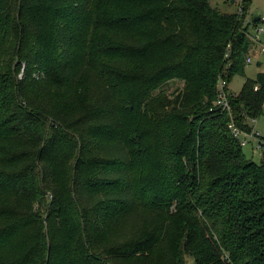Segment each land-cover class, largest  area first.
Here are the masks:
<instances>
[{
	"label": "trees",
	"instance_id": "16d2710c",
	"mask_svg": "<svg viewBox=\"0 0 264 264\" xmlns=\"http://www.w3.org/2000/svg\"><path fill=\"white\" fill-rule=\"evenodd\" d=\"M252 3L0 0V264H264Z\"/></svg>",
	"mask_w": 264,
	"mask_h": 264
},
{
	"label": "rangeland",
	"instance_id": "374dc122",
	"mask_svg": "<svg viewBox=\"0 0 264 264\" xmlns=\"http://www.w3.org/2000/svg\"><path fill=\"white\" fill-rule=\"evenodd\" d=\"M233 0H210L212 5L224 13L236 14L239 9V4L242 0H237V4L232 3ZM238 6V8H237ZM249 16L260 17L259 25L264 27V0H253V3L249 10ZM247 16V21H248ZM251 19V23H252ZM257 24V25H258ZM255 25L252 23L250 29L252 30ZM252 32V31H251ZM255 35V32H252ZM248 38V37H247ZM261 41H264V34L261 36ZM256 47L249 53L252 56V63L247 64L244 75H236L233 80L228 84V90L233 94H239L246 79H256L259 73H264V51L261 50L260 46L254 44ZM179 87V84L168 86L166 89L171 94ZM258 90V87L255 88ZM251 121L254 131L252 133H259L257 140L250 139V143L243 148V151L248 159L253 160L255 163L260 164L262 160V154L264 153V114L257 120H248V124ZM186 264H195L194 259L191 257L186 258Z\"/></svg>",
	"mask_w": 264,
	"mask_h": 264
},
{
	"label": "built area",
	"instance_id": "2783aa9c",
	"mask_svg": "<svg viewBox=\"0 0 264 264\" xmlns=\"http://www.w3.org/2000/svg\"><path fill=\"white\" fill-rule=\"evenodd\" d=\"M246 0H242L239 4L238 13H243V5ZM247 24H251V20L247 21ZM255 32V35L252 32ZM264 34V27L261 25H256L252 30L247 33V37L251 44H257L260 46L261 50L264 51V41H261V36ZM226 57H229V53ZM252 59L248 56L246 59L247 64H251ZM230 93L228 90V82L225 79H221L218 84V97L216 100V105L223 109L224 111L231 112V107L229 104ZM229 129L232 132V135L241 141L243 147L247 146L250 143V139L257 140L259 138V133H247L239 129L233 122L229 125Z\"/></svg>",
	"mask_w": 264,
	"mask_h": 264
},
{
	"label": "crops",
	"instance_id": "0c3cea01",
	"mask_svg": "<svg viewBox=\"0 0 264 264\" xmlns=\"http://www.w3.org/2000/svg\"><path fill=\"white\" fill-rule=\"evenodd\" d=\"M232 3H233V4H237V0H233ZM211 4H212V3H211ZM212 6H213V5H212ZM237 8H238V6H237ZM237 12H238V11H237ZM248 14H249V13H248ZM256 18H260V17H254V18H253V17H251V16L248 15V19H249V20L252 19V21H254ZM251 47H252V50H253L254 47H256V46H255L254 44H252ZM248 56L252 59L251 54L248 55ZM251 63H252V62H251ZM229 93L232 94V95H237V94H233V93L230 91V89H229ZM253 122H254V121H251L250 124H249L250 127L252 128V131H254L253 126H252V123H253Z\"/></svg>",
	"mask_w": 264,
	"mask_h": 264
},
{
	"label": "water",
	"instance_id": "95a60500",
	"mask_svg": "<svg viewBox=\"0 0 264 264\" xmlns=\"http://www.w3.org/2000/svg\"><path fill=\"white\" fill-rule=\"evenodd\" d=\"M261 20V18H256L254 21L255 22H258V21H260Z\"/></svg>",
	"mask_w": 264,
	"mask_h": 264
}]
</instances>
